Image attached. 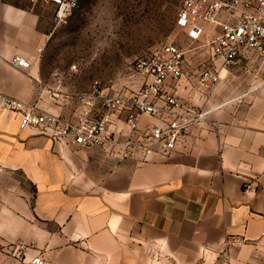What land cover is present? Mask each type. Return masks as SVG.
Returning a JSON list of instances; mask_svg holds the SVG:
<instances>
[{
  "label": "crops",
  "instance_id": "crops-1",
  "mask_svg": "<svg viewBox=\"0 0 264 264\" xmlns=\"http://www.w3.org/2000/svg\"><path fill=\"white\" fill-rule=\"evenodd\" d=\"M81 7L79 0L59 20L52 0H0L2 93L75 121L95 80L112 91L142 86L139 72L127 87L125 75L114 83L80 61L72 37L85 24ZM203 26L168 91L207 110V120L170 151L154 143L147 158L122 153V142L147 135L161 115L139 114L133 130L131 109L114 110L107 126L114 142L83 146L21 126L19 113L0 109V264H28L36 254L44 264H264V51L243 48L228 64L204 44L221 24ZM15 56L31 65L14 66ZM207 69L219 72L210 86ZM104 112L97 100L92 114ZM248 180L257 192L244 191ZM234 237L244 243L227 245Z\"/></svg>",
  "mask_w": 264,
  "mask_h": 264
},
{
  "label": "built area",
  "instance_id": "built-area-1",
  "mask_svg": "<svg viewBox=\"0 0 264 264\" xmlns=\"http://www.w3.org/2000/svg\"><path fill=\"white\" fill-rule=\"evenodd\" d=\"M58 5L56 16L66 18L79 6V0H52ZM225 12L236 17L235 21L220 22L219 15ZM216 22L221 29L204 44H209L214 58H221L228 64H236L243 48L264 51V0H183L176 24L189 29L194 38L204 31L203 23ZM185 50L171 42H163L150 54L137 58L135 69L144 76L141 87L129 92L106 90L99 80L85 93L87 108L75 121L64 120L60 116L41 112L26 105L21 99L8 96L0 91V109L21 115V126H33L42 130L52 129L53 135L70 137L83 146L113 143L107 135L111 112L117 109H131L128 117L130 126L137 128L139 114L165 116L163 123L154 125L142 138L122 142L123 154L136 150L143 152L144 158L153 151L152 145L160 143L165 151L175 148L178 139L196 122L206 121L208 111L182 101L175 93L168 91L170 80H179L183 75ZM11 63L16 67L28 68L30 60L15 56ZM203 83L210 86L219 79V72L207 69L202 72ZM162 99L161 104L158 100ZM100 100L105 112L94 116L92 110ZM259 184L248 180L244 191L257 192ZM243 244L244 240L228 238L226 244ZM28 264H44L41 254L34 255Z\"/></svg>",
  "mask_w": 264,
  "mask_h": 264
},
{
  "label": "rangeland",
  "instance_id": "rangeland-1",
  "mask_svg": "<svg viewBox=\"0 0 264 264\" xmlns=\"http://www.w3.org/2000/svg\"><path fill=\"white\" fill-rule=\"evenodd\" d=\"M182 2L80 0L77 17L85 19V24L72 37L73 48L81 50L80 61L91 65L97 76L110 74L115 83L119 75H125L126 86H132L137 58L150 54L160 43L171 42L184 50L196 46L193 42L201 36L194 38L189 29L176 24Z\"/></svg>",
  "mask_w": 264,
  "mask_h": 264
}]
</instances>
